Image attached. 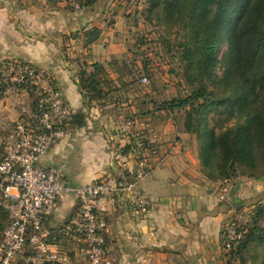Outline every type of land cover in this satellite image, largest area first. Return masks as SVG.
Wrapping results in <instances>:
<instances>
[{"label":"crops","instance_id":"1","mask_svg":"<svg viewBox=\"0 0 264 264\" xmlns=\"http://www.w3.org/2000/svg\"><path fill=\"white\" fill-rule=\"evenodd\" d=\"M75 2L0 0V65L16 59L50 72L74 114L83 111L86 116L84 125L70 124L67 136L39 162L44 168H59L70 188L60 196L44 225L54 232L66 231L80 207L75 188L95 180L134 175L136 160L125 149L137 137H127L121 130L129 113L134 131L156 140L150 160L159 163L139 181V187L154 202L148 213H134L125 199L101 203L107 208L103 214L109 226L107 246L113 264H260L241 257L226 263L222 236L231 217L264 197V178L234 177V193L220 201V182L203 172L195 136L179 129L171 112L155 107L148 99L155 89H148L144 99L140 98L135 81L138 66L133 69V63L140 62H131L129 57L133 27L129 18L122 16L124 11L115 7L116 1L105 4L107 0H98L82 9L75 8ZM112 13L113 23L109 24L107 15ZM94 27L101 29V36L86 44L85 31ZM94 63L105 68L100 86L107 95L89 101L78 85L79 72L82 67L92 71ZM2 88L0 137L4 138L8 135L5 130L24 115L28 104L24 96L32 97L34 91L15 84ZM145 100H150L148 105ZM8 222L0 207V230Z\"/></svg>","mask_w":264,"mask_h":264},{"label":"trees","instance_id":"2","mask_svg":"<svg viewBox=\"0 0 264 264\" xmlns=\"http://www.w3.org/2000/svg\"><path fill=\"white\" fill-rule=\"evenodd\" d=\"M75 1L82 9L98 0ZM142 13L185 34L183 76L189 93L163 99L159 107L174 115L179 129L196 136L205 175L219 182L239 175L264 178V0H145ZM101 33L98 27L86 30V44L96 42ZM220 63L224 69L218 74ZM104 70L94 63L92 71L82 67L79 72L78 85L89 101L107 95L100 86ZM85 117L79 111L71 124L82 126ZM253 218L234 256H242L254 243L263 249L264 264V226L259 222L263 206Z\"/></svg>","mask_w":264,"mask_h":264},{"label":"built area","instance_id":"3","mask_svg":"<svg viewBox=\"0 0 264 264\" xmlns=\"http://www.w3.org/2000/svg\"><path fill=\"white\" fill-rule=\"evenodd\" d=\"M74 7L81 8L78 2ZM147 81L143 76L142 82ZM4 84L31 87L35 104H27L23 117L6 137H0L4 148L0 155V207L9 220L0 230V264H113L107 246L109 226L103 214L107 208L101 203L125 199L136 214L150 211L153 199L139 187V181L159 163L150 160L155 151L150 146L156 140L145 141L142 133L134 131L135 122L125 119L121 130L127 137H137L128 151L136 160V172L131 177H110L75 188L79 210L64 233L54 232L44 225L45 221L70 188L59 168H44L39 162L67 136L74 112L55 77L28 61L15 59L0 65V89ZM235 188L233 178L221 181L218 199L228 200ZM246 223L241 215L227 221L222 236L226 263L235 258Z\"/></svg>","mask_w":264,"mask_h":264},{"label":"rangeland","instance_id":"4","mask_svg":"<svg viewBox=\"0 0 264 264\" xmlns=\"http://www.w3.org/2000/svg\"><path fill=\"white\" fill-rule=\"evenodd\" d=\"M114 1H116L115 7L124 11L122 16H127L129 18V26L133 27L129 34L131 41L129 43L128 53L130 54L129 57L131 62H140L133 63V69H135L134 65H137V71L139 70L135 81L139 83L137 90H139L140 98H142V100L144 99L145 92H147L148 89H155L154 92L149 93L148 99H152L156 107V105H159L160 101L163 99H171L187 95L189 93V85L183 76L185 62L182 59V43L186 39L185 34L179 32L177 27H170L165 22H160L156 18L153 19L154 21L152 22L147 20L142 13L145 0H107L105 4H108V2L113 3ZM113 15V13L107 15L111 17L109 18V24L113 23ZM226 49L227 44L225 43L220 49V57ZM223 69L224 66L220 63L217 66V73L221 74ZM143 76H147L148 78L146 83L142 82ZM2 90L4 91V89L1 88L0 93H2ZM24 99L25 103L34 106L35 93L33 92L32 97L25 95ZM132 99L134 102L135 99ZM147 101L148 100H145V105H148L150 100ZM145 109L147 108L145 107ZM183 112L184 109L176 110L178 116ZM146 113L149 112L144 111V114ZM164 115V117H166L167 114ZM125 118L134 121L129 113L126 114ZM13 125L14 123L11 124L10 129L5 130L4 133L8 134L12 130ZM147 134H149V132ZM3 151L4 148L2 146L0 147V155L3 154ZM253 204V207H248L246 210L241 209L239 212L242 217L244 216V218L247 219L249 226L253 223V217L257 208L260 206L264 207V197L254 200ZM259 222L264 226V218ZM262 252L263 249L261 246L256 247L254 246V243H251L248 250H246L242 256L237 255L235 258L239 259L241 257V259L260 262Z\"/></svg>","mask_w":264,"mask_h":264}]
</instances>
